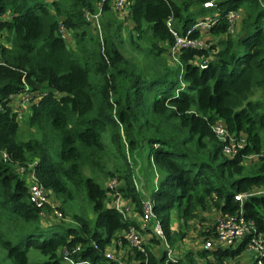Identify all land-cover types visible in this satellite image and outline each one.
<instances>
[{"label":"trees","instance_id":"obj_1","mask_svg":"<svg viewBox=\"0 0 264 264\" xmlns=\"http://www.w3.org/2000/svg\"><path fill=\"white\" fill-rule=\"evenodd\" d=\"M100 1L101 33L85 16ZM128 7L132 43L149 40L140 46L144 65L120 51L127 20L110 0H0V33H7L6 43L0 39V153L7 155L0 158V244L8 264H117L104 252L113 240L127 243L130 227L149 236L142 249L127 243L130 264H198L191 252L167 257L149 225L109 204L111 193L138 214L149 197L168 242L180 235L170 227L173 211L189 219L210 206L221 214L242 210L264 233V194L236 199L264 184V0H129ZM230 10L240 13L233 22ZM208 12L203 30L216 42L179 47L175 34ZM166 45L175 48L176 63L166 59ZM23 91L39 96L25 128L9 97ZM217 120L245 136L236 154L224 153L212 130ZM111 155L121 165L107 167ZM30 165L57 200L53 209L30 201L18 170ZM141 173L149 193L138 185ZM108 177L117 179L115 188L105 185ZM54 209L60 221L49 218ZM246 240L201 253L221 264ZM30 250L44 258L31 261Z\"/></svg>","mask_w":264,"mask_h":264},{"label":"built area","instance_id":"obj_2","mask_svg":"<svg viewBox=\"0 0 264 264\" xmlns=\"http://www.w3.org/2000/svg\"><path fill=\"white\" fill-rule=\"evenodd\" d=\"M111 6L113 10L120 16L127 15L129 12V0H110ZM102 2L100 1L97 4V7L94 11H86L85 16L86 19L91 23V26L101 33V19H102ZM211 5V2L204 3V6ZM227 18L230 22L238 19L240 13L238 11H228L226 14ZM212 20V17L207 20V16L204 18H200L197 20L193 26L186 30L184 35H176V40L179 47L185 46H204L202 39L199 37H190V33L193 29L198 28L203 30L208 26V23ZM63 31V36L70 40V37L67 31ZM11 101L20 100L27 104H31L38 99V95H34L32 92L23 91L20 93H12L9 95ZM212 130L215 135L222 141L223 151L226 154L234 155L237 153L238 149L242 148L246 139L245 136L239 135L236 136L231 133L225 126V124L219 120L215 121L212 124ZM0 158L3 161H7V155L5 153H0ZM19 172L25 178L28 187L29 199L30 201L38 208H42L45 203L49 202V191L44 187V185L38 180L36 177L32 166L30 165L28 168L25 166L18 167ZM118 181L116 178H112L109 181L108 186L113 189L117 186ZM264 188V184L260 186ZM250 194H255V192H244L236 195V199L242 201ZM264 194V190L262 192ZM114 197L113 201L109 203L114 206L118 210H120L125 216L129 213L126 209L130 210L129 206H125L122 203L123 197L117 193H111ZM121 200V203L119 201ZM153 201L147 197L143 200L142 213L140 214V218L142 220L143 225L148 226L151 224L153 231L157 234V236L161 237L163 240V246L166 250L167 257H174V248L168 243L165 238L163 227L159 218L157 217L154 207ZM53 214L59 215L57 210H53ZM124 237L129 245L136 246L142 249L143 237L139 233L137 229L134 227H130L128 230L124 231ZM245 239V248L251 250L255 254L254 262L256 264H264L261 255L264 254V233L258 232L256 229V225L253 220L247 219L242 210H239L234 213H223L220 214L215 221V228L213 230L212 235L208 236L204 239L203 246L207 249H212L215 247H232L235 248ZM105 257L107 259L116 261L117 264H130L126 260H121L117 258L112 252L108 251L107 248L104 252ZM88 263V261H87ZM207 264H219L216 260L211 259ZM221 264H232L228 262V260H224Z\"/></svg>","mask_w":264,"mask_h":264},{"label":"rangeland","instance_id":"obj_3","mask_svg":"<svg viewBox=\"0 0 264 264\" xmlns=\"http://www.w3.org/2000/svg\"><path fill=\"white\" fill-rule=\"evenodd\" d=\"M209 13H211V12H208V14ZM211 14L207 15V20L210 19ZM120 16L123 17L125 15H123V13H122ZM103 19H104V17H103ZM120 19H122L123 22L126 21V20H127V23L131 22L130 17L126 18V20H125L124 17L120 18ZM199 19H200V17L197 18V20H199ZM111 20L113 21V19H111ZM113 24H114V26L118 25V21H115ZM131 25L132 24H125V23L123 24V28L121 29V36H120L121 38L118 40L119 41L118 42V47H119L120 51L124 54V56L128 57L132 61H137L140 64L144 65L145 62H146L145 57H144V50L140 46H144V47L147 46L149 44V40L147 38L138 39V43H139L138 47L134 43H132L131 38L129 36L131 34L134 35V33L132 32V30L130 28ZM199 32H200L199 36H197V37L202 39V42L204 43V45H206V44L209 45L210 43H215L217 38H218V37L212 35L211 33L207 32L205 30H200ZM6 35H7L6 31L0 33V39L4 43L7 42ZM175 51H176L175 48L166 45V51H165L164 55H165L166 59L168 60V62H170L171 64L176 63V57H175V54H174ZM198 61L202 62V60H198ZM30 112H31V109L30 110L27 109V111L24 113L25 117L22 118V120L20 121V126H22V128L26 127L27 117L29 116ZM103 139L104 140L107 139L106 138V133L103 134ZM127 156H128V159H129L130 154L128 153ZM141 158H142L141 160H142L143 163H140V161L138 159H136L137 165H138L136 174L141 172V169H143V166L145 164V160H147L145 154ZM252 158H253L252 155H249L244 160L245 164L249 163L250 159H252ZM105 163H106L107 167L112 168V169L116 165H121L120 164L121 162L119 161V159L115 158L113 155H111L108 159H106ZM84 171L87 174H91V171L88 168H85ZM141 177H142V180H143V174L141 175ZM110 180H111V177H108L105 180V185H108ZM263 190H264V188L257 187V188L252 189L251 191L255 192V194H262ZM146 191L149 193L150 189L147 188ZM49 197H50L49 198V202L52 205V209H53L58 202L53 196H49ZM108 197L110 198V200L108 198V202L109 201L112 202L114 197L112 195H109ZM119 203H121V200L119 201ZM133 210L134 209L132 207H130V210L126 209V211H128V212L134 213ZM207 210L208 209H205V212ZM135 213H137V212H135ZM49 218H51V220H53V221H60L61 220L60 217L56 216L55 214H53V212L50 213ZM64 220H65V222H69L70 221V219L66 218V217H65ZM149 226L151 227V224H149ZM178 227L180 228V226H178ZM210 232L212 233L213 230L210 229ZM178 245H179V243H178ZM157 248L158 249H160V248L162 249L161 244H159L157 246ZM107 250L112 252L117 258H119L121 260H126L127 261V259H128L127 255H126L127 250H128V245H127V243H124L121 239L113 240L110 243V245L107 247ZM29 256H30V260L31 261L32 260H39V259L42 260L44 258L41 254H38V252H36L35 250H30L29 251ZM254 259H255V254L251 250L245 248L243 251H241L239 253V255L237 257L228 258V260H229L228 262H231L232 264H256L254 262ZM132 261H134V260H132ZM8 263H9V259L6 257V250L0 244V264H8Z\"/></svg>","mask_w":264,"mask_h":264},{"label":"crops","instance_id":"obj_4","mask_svg":"<svg viewBox=\"0 0 264 264\" xmlns=\"http://www.w3.org/2000/svg\"><path fill=\"white\" fill-rule=\"evenodd\" d=\"M123 17L127 18V15ZM125 23H127V21ZM11 106L17 112V118L20 121L22 120V118L25 117L24 113L27 111V109L30 110V105L20 100L13 101ZM141 175L142 173L139 174L141 179L140 181H138V185L142 190H144L147 193L146 191L147 188L145 187L144 184L145 180L144 179L142 180ZM122 204H124L125 206H129L130 202L127 199L123 198ZM207 211L205 212V210H201V211L197 210L196 216L191 217L189 219L182 218L177 213V211H173L171 213V222H170L171 230L172 232L179 231L180 233V235L177 236L173 242H169V244L171 243L172 245L171 244L170 245L174 248V257L183 258L187 252H191L193 259L198 264H205L209 259H212L211 255L206 256V255H202L201 253L202 249H206L203 246V242H204L203 239H206L209 236L208 234H206V232H208L215 225L216 218L221 214V212H219V210H217L213 206H210V208H208ZM127 216L128 217L132 216V218H134L139 223V226L141 228L147 227L146 225H143L142 220L140 218V214L135 212L134 213L129 212ZM178 226H180V228ZM139 233H141V236H143V238L145 239L149 237L148 234L146 233L143 234L142 231H139ZM162 244L163 241L161 243L162 249L160 248V250H165L163 246L164 244L163 245ZM238 255L239 254L231 257H237ZM228 258L230 257H227L225 260H228Z\"/></svg>","mask_w":264,"mask_h":264}]
</instances>
